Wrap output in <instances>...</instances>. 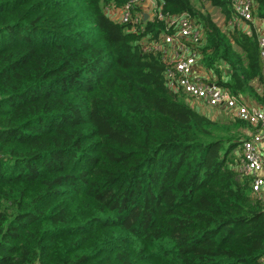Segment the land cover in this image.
<instances>
[{
  "label": "trees",
  "instance_id": "obj_1",
  "mask_svg": "<svg viewBox=\"0 0 264 264\" xmlns=\"http://www.w3.org/2000/svg\"><path fill=\"white\" fill-rule=\"evenodd\" d=\"M129 1L0 0V264H264V199L240 172L255 130L168 87L143 50L168 25L109 16ZM161 2L204 30L212 83L262 102L232 0Z\"/></svg>",
  "mask_w": 264,
  "mask_h": 264
},
{
  "label": "built area",
  "instance_id": "obj_2",
  "mask_svg": "<svg viewBox=\"0 0 264 264\" xmlns=\"http://www.w3.org/2000/svg\"><path fill=\"white\" fill-rule=\"evenodd\" d=\"M142 2L143 0H130L122 9L116 10L118 21L135 30L145 21L146 13L140 8ZM152 4V18L166 22L168 33L162 35L158 41L146 43L143 50L163 55L168 67V87L175 92H182L192 107L200 112L204 109L223 110L229 117L242 120L253 127L255 131L251 139L244 142L241 149L240 172L251 177L253 193L264 199V158L258 149V146L264 143V34L257 35L261 60L259 94L262 98V107L258 108L250 106L243 97H235L216 83H212L211 75L199 64L197 47L204 40V30L201 26L188 14L165 16L162 13L161 0H152ZM232 7L234 17L231 25L251 32L252 24L256 20L252 1L232 0Z\"/></svg>",
  "mask_w": 264,
  "mask_h": 264
},
{
  "label": "crops",
  "instance_id": "obj_3",
  "mask_svg": "<svg viewBox=\"0 0 264 264\" xmlns=\"http://www.w3.org/2000/svg\"><path fill=\"white\" fill-rule=\"evenodd\" d=\"M149 2L151 3V0H149ZM146 15L148 16V18H152V15L153 13L152 12H146ZM253 28L256 30V33L257 35H261V34H264V20H260V19H256L255 22L252 24ZM243 99L250 105V106H253V107H262V102H257V101H254L248 97H243ZM214 109L212 110H202L201 112L203 114H206V115H209L210 117H214L216 113H219V110L218 109H215L216 110V113L213 111ZM258 149L260 151V153L262 154L263 158H264V143H262L261 145L258 146Z\"/></svg>",
  "mask_w": 264,
  "mask_h": 264
},
{
  "label": "rangeland",
  "instance_id": "obj_4",
  "mask_svg": "<svg viewBox=\"0 0 264 264\" xmlns=\"http://www.w3.org/2000/svg\"><path fill=\"white\" fill-rule=\"evenodd\" d=\"M152 0L151 3L149 2V0H143V2L141 3V10L142 12H152L153 13V6H152ZM207 7V10L211 13V15L213 16L214 20L218 23V25L223 26V17L220 13V11L218 9L212 8L209 4H205ZM117 9H111L110 12H108V14L110 15L111 18H113L114 20L118 21V11H116ZM111 14H113L114 16H112ZM216 113V110H213Z\"/></svg>",
  "mask_w": 264,
  "mask_h": 264
},
{
  "label": "water",
  "instance_id": "obj_5",
  "mask_svg": "<svg viewBox=\"0 0 264 264\" xmlns=\"http://www.w3.org/2000/svg\"><path fill=\"white\" fill-rule=\"evenodd\" d=\"M147 19H148V16H147V15H145V16H144V20L146 21Z\"/></svg>",
  "mask_w": 264,
  "mask_h": 264
}]
</instances>
